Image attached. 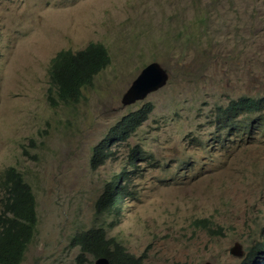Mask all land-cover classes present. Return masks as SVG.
<instances>
[{"label": "rangeland", "instance_id": "obj_1", "mask_svg": "<svg viewBox=\"0 0 264 264\" xmlns=\"http://www.w3.org/2000/svg\"><path fill=\"white\" fill-rule=\"evenodd\" d=\"M90 42L108 48L110 64L78 104L51 106V59ZM152 61L169 74L166 85L124 104ZM243 94H264V0H0V177L17 167L38 210L21 264H76L71 236L101 224L94 204L103 183L137 144L147 155L131 170L141 193L105 225L108 236L146 263L218 255L227 264L225 250L248 238L247 221L264 225V126L220 134L215 124V106ZM146 103L147 121L93 171L92 147Z\"/></svg>", "mask_w": 264, "mask_h": 264}, {"label": "trees", "instance_id": "obj_2", "mask_svg": "<svg viewBox=\"0 0 264 264\" xmlns=\"http://www.w3.org/2000/svg\"><path fill=\"white\" fill-rule=\"evenodd\" d=\"M200 20H207L205 14ZM110 61L108 48L101 42H91L78 51H60L52 58L48 68L49 104L58 107L62 104L78 103L83 96V88L90 85L94 76L110 64ZM261 102L262 99L240 98L222 115L232 116L229 113L239 109L247 112L254 109L258 111L263 107ZM153 108L152 104L147 103L124 115L109 129L99 144L92 148L93 170L114 154L112 149L106 152L105 148L112 143L118 145L126 142L147 121ZM236 124L237 122H230L227 126ZM134 147L130 150L128 161L137 168L136 162L145 161L147 155L140 146ZM130 181L131 170L123 167L121 174L114 175L106 184L107 190L100 200L101 210L119 219L126 197L130 194ZM0 187L4 190L0 199V264H20L38 224L36 198L31 185L15 167L9 168L0 178ZM73 238V244L81 248L78 264L91 263L87 255L95 258L106 256L114 264H142L144 258H137L127 252L117 240L109 239L103 227L81 231Z\"/></svg>", "mask_w": 264, "mask_h": 264}, {"label": "clouds", "instance_id": "obj_3", "mask_svg": "<svg viewBox=\"0 0 264 264\" xmlns=\"http://www.w3.org/2000/svg\"><path fill=\"white\" fill-rule=\"evenodd\" d=\"M204 16V14L202 15V17ZM207 29V28H206ZM91 43V42H90ZM88 43V44H90ZM88 46V45H87ZM86 47V46H85ZM84 47V48H85ZM82 48V49H84ZM64 50V49H63ZM65 50H72V49H65ZM81 50V49H79ZM62 51V50H61ZM73 51H78V50H73ZM111 57V55H110ZM52 60V59H51ZM51 62V61H50ZM158 63L160 66L161 64L158 62V61H152L150 62L149 64L151 63ZM148 64V65H149ZM147 65V66H148ZM146 66V67H147ZM145 67V68H146ZM143 68L142 71L145 69ZM164 70V69H163ZM141 71V72H142ZM165 71V70H164ZM140 72V74H141ZM167 73V72H166ZM139 74V75H140ZM97 75V74H96ZM95 75V76H96ZM138 75V76H139ZM168 75V79H169V74L167 73ZM94 76V77H95ZM137 76V77H138ZM49 77V75H48ZM136 77V78H137ZM167 79V81H168ZM94 80V79H93ZM166 81V83H167ZM92 84V83H91ZM90 84V85H91ZM50 85V84H49ZM166 85V84H165ZM163 85V86H165ZM162 86V87H163ZM86 87V86H85ZM160 87V88H162ZM49 88V87H48ZM159 88V89H160ZM48 91V89H47ZM83 91V90H82ZM152 93V92H151ZM150 94V93H149ZM83 97V96H82ZM240 98H255V99H262V108L255 110L254 111H250V112H247V110H242V109H239V110H236V111H233L231 113H229L230 115L232 116H224L222 115L223 112H228V109L231 108V105L234 103V102H237ZM82 99V98H81ZM228 99V102L224 105H216L215 106V112L218 113L216 115V121H215V124H219V132L220 134H223L226 133H232L233 131L235 133H239V132H243V133H246V132H252L253 130L255 129H258L260 128V126H264V94H257V95H247V94H243V95H240L238 97H231L229 96ZM141 100V99H140ZM81 101V100H80ZM79 101V102H80ZM234 101V102H233ZM78 102V103H79ZM78 103H72L70 105H76ZM147 104V103H146ZM64 105V104H62ZM230 117V118H229ZM122 118V117H121ZM229 118V119H227ZM230 122H237L236 125H229L227 126ZM114 126V125H112ZM110 126V128L112 127ZM227 127L229 129H227ZM109 128V129H110ZM231 128H234L233 130H231ZM108 129V131H109ZM107 131V132H108ZM228 131V132H227ZM107 132L105 133V135L107 134ZM137 132V131H136ZM135 132V133H136ZM105 135L102 137L104 138ZM101 138V139H102ZM101 139L99 140V142L101 141ZM219 139V138H218ZM129 140V139H128ZM98 142V144H99ZM223 142V141H222ZM97 144V145H98ZM227 144V143H225ZM112 145V144H111ZM109 146V147H106V152L108 150H111L112 149V146ZM114 145V144H113ZM138 145V144H137ZM137 145H134V146H137ZM96 146V145H95ZM132 146V147H134ZM140 146V145H138ZM131 147V148H132ZM93 148V147H92ZM131 148L129 149V153L127 155V157H125V163H124V166L123 167H127L128 169L130 170H136V167H134L132 164L129 163V154H130V150ZM141 148V147H140ZM144 149V148H142ZM113 150V149H112ZM114 151V154H116V151ZM144 153H145V150H144ZM110 156H113V154H111ZM150 156V154L148 155V157ZM92 157V155H91ZM147 160V157L145 159V161ZM105 161L106 159H104L103 163L100 165V166H103L105 164ZM128 161V163H126ZM145 161H137L136 164H137V168H138V165L140 162H145ZM187 164H190L191 163V160L189 161H185ZM90 165H91V169H92V160L90 159ZM100 166L98 168H96L95 170L93 171H97ZM11 167H15V166H11ZM10 167V168H11ZM123 167H121V169L113 174L111 176V178L114 176V175H119L121 174L122 170H123ZM17 168V167H15ZM18 169V168H17ZM19 170V169H18ZM21 172V171H20ZM22 173V172H21ZM132 171H131V181H130V188H129V191H130V194L126 197L127 200L125 201L124 205H123V209H122V214H121V217L123 215V212H124V208H125V205L126 203L129 201V200H132V199H139V196H140V193L141 191L139 190H135L134 186L132 185ZM4 174H2V176H4ZM23 175V173H22ZM1 176V177H2ZM0 177V178H1ZM25 177V176H24ZM110 178V179H111ZM26 179V178H25ZM110 179L107 181V182H104L103 183V186H102V189H101V192L98 196V199L96 200L95 204H94V208H95V212L97 214H99V217H100V220H101V224L100 225H97V224H94L93 226H91L89 229L91 228H101L103 227L106 231V235L109 239H115L117 240L116 238H112V237H109L108 236V229L105 227V225L109 226L110 228H112L113 226H115L121 219V217L119 219H116L114 218L113 216H111V213H108L107 211H103L101 210L100 208V200L103 196V194L106 192L107 190V186L106 184L110 181ZM26 181L30 184L29 180L26 179ZM31 185V184H30ZM32 187V186H31ZM0 189L3 191L4 193V190L2 187H0ZM33 189V187H32ZM34 191V190H33ZM35 195V193H34ZM3 196V195H2ZM35 198H36V195H35ZM36 209H37V200H36ZM37 214H38V210H37ZM38 218V216H37ZM109 218H111V221H109L107 224L105 223ZM114 223V224H113ZM193 224L196 226V227H199V228H202V229H206L208 231V233L210 235H223L224 234V227L222 226H218V225H213L212 221L209 220L208 218H196L194 221H193ZM247 225H248V232H247V240H245L244 242L239 240V241H235L233 242L232 244H230V247L231 249L230 250H225L226 251V254H227V264H264V225H261L260 222L257 221L256 217L253 216L252 217V220L250 221H247ZM88 230V229H87ZM82 231H86V230H82ZM81 231L79 232H76L74 233L72 236H71V239H70V248H79V253L78 255L76 256V264H78V256L80 255L81 253V248L79 245H74L73 244V237L75 235H77L78 233H80ZM36 231H34V235H35ZM33 235V237H34ZM255 236V239L253 241V238ZM32 237V239H33ZM229 240V239H228ZM32 241V240H31ZM119 242V241H118ZM120 243V242H119ZM238 247V248H237ZM126 249V248H125ZM127 252H129L127 249H126ZM130 253V252H129ZM133 254V253H131ZM134 255V254H133ZM89 260L91 261V263L89 264H96V261L100 258H106L110 264H114L110 261V259L106 256H100V257H92L91 255H87ZM135 256V255H134ZM143 258L142 260V264H151V263H146L145 262V256L141 255L140 257H137V258ZM218 255L215 257V258H207L205 259V256L203 257H200L199 259H197L196 261L193 262V264H217L218 263ZM23 261V260H22ZM22 263V262H21ZM20 263V264H21ZM180 264H187L186 262H181Z\"/></svg>", "mask_w": 264, "mask_h": 264}, {"label": "water", "instance_id": "obj_4", "mask_svg": "<svg viewBox=\"0 0 264 264\" xmlns=\"http://www.w3.org/2000/svg\"><path fill=\"white\" fill-rule=\"evenodd\" d=\"M168 75L158 63L149 64L141 74L133 81L128 92L124 94V104L132 103L137 99H143L149 93L158 90L166 84ZM96 264H110L106 258H100Z\"/></svg>", "mask_w": 264, "mask_h": 264}, {"label": "bare ground", "instance_id": "obj_5", "mask_svg": "<svg viewBox=\"0 0 264 264\" xmlns=\"http://www.w3.org/2000/svg\"><path fill=\"white\" fill-rule=\"evenodd\" d=\"M135 148V147H134ZM84 170V169H83Z\"/></svg>", "mask_w": 264, "mask_h": 264}]
</instances>
